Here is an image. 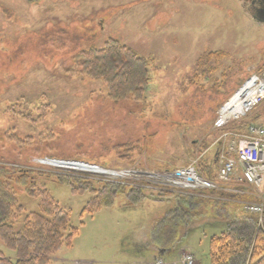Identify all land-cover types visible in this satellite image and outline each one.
<instances>
[{
    "label": "rangeland",
    "instance_id": "obj_1",
    "mask_svg": "<svg viewBox=\"0 0 264 264\" xmlns=\"http://www.w3.org/2000/svg\"><path fill=\"white\" fill-rule=\"evenodd\" d=\"M110 38L150 60L144 98L112 100L101 79L81 74L79 52ZM210 52L220 56L205 60ZM263 70L264 21L254 22L243 0H0V159L78 176L46 161L93 162L114 172L207 163V150L229 131L215 127L219 109ZM248 123L264 124V99L224 128ZM48 188L78 227L51 264H152V251L131 241L155 237L153 220L166 201L118 198L82 214L88 194ZM21 201L37 209L34 198ZM209 205L203 210L216 217L219 208ZM208 225L185 230L176 250L210 264L209 239L222 229ZM1 254L15 257L0 241Z\"/></svg>",
    "mask_w": 264,
    "mask_h": 264
},
{
    "label": "trees",
    "instance_id": "obj_2",
    "mask_svg": "<svg viewBox=\"0 0 264 264\" xmlns=\"http://www.w3.org/2000/svg\"><path fill=\"white\" fill-rule=\"evenodd\" d=\"M216 56L220 55L215 52L207 53L205 60L208 57L217 58ZM78 60L81 74L91 79H101L112 100H140L145 97L150 79V60L116 39L105 40L102 47L89 46L79 52ZM230 126L225 130L243 132L246 127L243 124ZM212 161H200L198 170L204 177L214 180L208 168ZM50 183L66 185L73 194H88L82 214H93L103 208H110L118 198H125L129 203L144 198L158 203L166 201L167 209L164 212L168 213L170 203L174 210V207L177 208L174 204L177 201L194 203L209 200L204 196H184L181 195L182 192L169 188L155 189L134 183L107 182L88 176L61 174L43 166H21L16 162L0 159V241L15 255L11 258L1 254L0 264H51L61 248L72 245L78 234V227L72 224L69 210L59 204L50 193ZM204 192L216 193L215 190L196 193L203 195ZM21 196L36 199L37 209L26 210ZM251 197L250 194L234 195L237 209L229 212L232 221L227 223L220 234L209 239L210 264H264V212L262 221L259 222L257 216L245 213L241 208V201ZM166 218L160 216L159 220L164 221L163 228L169 225L172 231V217ZM169 232L159 237L169 239L172 236Z\"/></svg>",
    "mask_w": 264,
    "mask_h": 264
},
{
    "label": "built area",
    "instance_id": "obj_3",
    "mask_svg": "<svg viewBox=\"0 0 264 264\" xmlns=\"http://www.w3.org/2000/svg\"><path fill=\"white\" fill-rule=\"evenodd\" d=\"M250 91L252 92L250 93ZM234 96L245 97V105L239 113L224 116L222 107L227 103L225 102L217 113L218 117L215 120L217 129H224L231 119H239L264 99V70L252 74L242 82L229 100ZM214 144L217 145L216 162L218 168L216 179L223 184L235 181V183L250 185L252 188L251 194L256 200L241 201V208L245 213L257 216L258 221L261 222L264 212V200L259 201L260 198H263L261 193H264V124L248 123L243 132L233 130L223 132L217 137ZM53 161L60 162L64 166L89 165L94 169L92 172L79 173L76 169L77 172H75L119 184L134 183L137 186L148 188H169L184 192L215 190L218 188L217 183L203 177L198 172L197 163L194 160L188 165L169 169L148 171L146 169L127 168L115 172L101 168L96 164L75 160H49L46 163L53 166ZM99 170H103L105 174L102 175ZM242 193L245 192L238 191V194ZM153 263L194 264V258L192 254L184 252L178 263H169L160 258L155 259Z\"/></svg>",
    "mask_w": 264,
    "mask_h": 264
},
{
    "label": "crops",
    "instance_id": "obj_4",
    "mask_svg": "<svg viewBox=\"0 0 264 264\" xmlns=\"http://www.w3.org/2000/svg\"><path fill=\"white\" fill-rule=\"evenodd\" d=\"M207 151H212L211 149H208ZM216 162L213 163L212 170H216ZM211 172V169H210ZM244 191L245 193H242L243 195L251 194L252 188L248 184H239L235 183V181L229 183V184H223L218 186V188L215 189L216 193L211 194V192H207V194H198L196 192H182L181 195H193L197 197L204 196L206 201H197V202H187L184 201H177V203H174L176 207H174V210H172V203L168 205L170 208V212H164L165 208L167 209V206L165 205L164 209H162V215L164 217L170 218L172 217V223H173V229L168 234L172 235L171 238L165 239L160 238V228H163L164 221L159 220L160 217L153 220L154 225L153 229L150 230L154 233L155 237H150V239H145L143 237H139L137 239L134 238V240L131 241L133 246L137 249H150L152 252V259L155 257H161L166 261L169 262H177L180 258V254L183 252L182 250L177 251V240L181 236L184 235L185 230L190 231L193 228L203 227L204 225L210 224V226H220L221 229H225L227 226V223L229 221H232V216H230L229 212L234 209H237L236 201L237 199H234V195H238V191ZM252 196V194H251ZM244 200H256L253 196L248 199ZM207 203L211 208L212 211L215 209V207H218V213L215 214L216 217H208L205 210H203V207L205 206V203ZM210 202V203H209ZM161 203V202H160ZM159 203V205H161ZM192 204H195L194 206ZM191 205L193 207H191ZM161 207V206H160ZM226 209H229V211L226 212ZM172 210V211H171ZM231 213V212H230ZM174 216V218H173ZM219 220V223L215 224L216 221ZM163 221V223H161ZM208 223V224H207ZM209 226V225H208ZM130 237V236H128ZM177 253V255H176ZM195 264L197 262L195 261Z\"/></svg>",
    "mask_w": 264,
    "mask_h": 264
},
{
    "label": "bare ground",
    "instance_id": "obj_5",
    "mask_svg": "<svg viewBox=\"0 0 264 264\" xmlns=\"http://www.w3.org/2000/svg\"><path fill=\"white\" fill-rule=\"evenodd\" d=\"M251 92L252 91H250V93ZM226 102L227 103L224 105V107H222V113H224V116H230V115H235V114L239 113L241 111V108L245 105L246 101H245V97L234 96L230 100L228 99ZM54 163H57V164H54ZM53 166L59 167L60 169H63V170L68 169L69 171L76 169L79 173H87V172H92L94 170L93 167H91L89 165H83V164L79 165L78 164L76 166H72V165L71 166H64V165H61L60 162H54V161H53ZM75 171H71V172H75ZM99 171L102 175L105 174L103 172V170H99Z\"/></svg>",
    "mask_w": 264,
    "mask_h": 264
},
{
    "label": "flooded vegetation",
    "instance_id": "obj_6",
    "mask_svg": "<svg viewBox=\"0 0 264 264\" xmlns=\"http://www.w3.org/2000/svg\"><path fill=\"white\" fill-rule=\"evenodd\" d=\"M243 2L254 22L261 23L264 21V0H243Z\"/></svg>",
    "mask_w": 264,
    "mask_h": 264
}]
</instances>
